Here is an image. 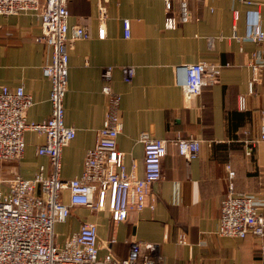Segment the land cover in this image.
<instances>
[{"label":"crops","instance_id":"crops-1","mask_svg":"<svg viewBox=\"0 0 264 264\" xmlns=\"http://www.w3.org/2000/svg\"><path fill=\"white\" fill-rule=\"evenodd\" d=\"M99 2L105 5L100 20ZM250 2V3H249ZM179 18L175 29L164 28L165 0H68L69 25H84L89 37L68 49V82L64 123L75 137L63 148L60 176L69 180L81 174L86 151L96 142L103 125L107 100L101 91V72L111 66V85L120 94L118 116L122 129L117 144L127 171L143 175L141 132L168 140L162 177L151 184L148 201L155 207L130 212L118 223L108 210L93 211L73 205L65 222L54 226L55 241L62 245L83 222L97 225L98 256L116 260L129 255L134 241L152 244L161 264H264V237L244 238L218 234L220 207L227 191L229 166L236 193L254 197L264 216V142L246 154L247 140L260 133L264 114V45L245 39L249 23L260 16L264 30V0H172ZM189 13L188 19L182 16ZM131 22L125 37L122 20ZM105 29L104 38L98 28ZM40 18L36 12L0 16V85H22L33 104L27 122H41L51 112L50 80L42 66L51 59L48 46L37 41ZM204 62L219 66L218 79L202 89L190 104L175 83L174 67ZM252 64L261 65L249 90ZM135 66L130 83L122 78L123 66ZM244 95L246 108L239 109ZM201 140L196 157L177 153L171 140L177 135ZM45 136L24 132L19 161H0V188L16 175L31 178L49 160L36 153ZM69 203V192H62ZM184 234L186 243H179ZM114 238V242H110Z\"/></svg>","mask_w":264,"mask_h":264},{"label":"built area","instance_id":"built-area-1","mask_svg":"<svg viewBox=\"0 0 264 264\" xmlns=\"http://www.w3.org/2000/svg\"><path fill=\"white\" fill-rule=\"evenodd\" d=\"M68 0H0V16L36 12L40 18V34L37 41L50 48V62L42 66V74L50 80L49 102L51 112L41 122H27V111L32 106L31 95L22 85L13 89L0 85V161H19L24 151V132L42 133L45 141L36 153L44 155L50 163V171L43 167L31 178L16 175L7 183V190L0 188V264H161L152 244L134 241L129 255L116 260L110 254L98 256L97 225L83 222L79 230L66 238L62 245L55 241L54 226L65 222L73 205H81L93 211L108 210L110 219L118 223L130 212L144 208L154 209L153 200L148 201V190L162 177V163L167 154L168 140L153 137L143 131L138 141L143 145V175L127 171L123 152L119 150L117 136L122 129L118 116L120 94L111 85V66L101 72L102 93L107 100L103 125L97 130L96 142L84 157L81 174L69 180L60 176L62 152L75 137V128L64 123L63 100L68 82V49L74 41L89 37L84 25H69ZM250 3V2H249ZM100 20L105 17V5L99 2ZM184 19L189 13L184 12ZM260 16L249 23L245 39L264 45V30L259 25ZM179 18L172 0H165L164 28L171 30ZM124 36H130L131 22L122 20ZM102 24L98 37L104 38ZM261 65L252 64L253 83L258 78ZM122 78L130 83L135 75V66H123ZM219 66L204 62L188 63L174 67L175 83L181 88L183 99L190 104L205 86L218 79ZM240 110L246 108L244 95L238 97ZM171 142L177 153L187 159L198 155L201 140L193 136L177 134ZM264 142V114L257 137L247 140L246 154L251 155L254 146ZM227 191L221 201L218 234L244 238L247 235L264 237V216L258 212L254 197L236 193L234 171L227 166ZM69 192V203L62 200V192ZM179 243L185 244L184 234ZM110 242H114L111 238ZM264 251V246H263Z\"/></svg>","mask_w":264,"mask_h":264}]
</instances>
